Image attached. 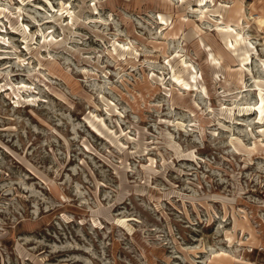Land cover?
Wrapping results in <instances>:
<instances>
[{"label": "rangeland", "instance_id": "obj_1", "mask_svg": "<svg viewBox=\"0 0 264 264\" xmlns=\"http://www.w3.org/2000/svg\"><path fill=\"white\" fill-rule=\"evenodd\" d=\"M0 264H264V0H0Z\"/></svg>", "mask_w": 264, "mask_h": 264}]
</instances>
